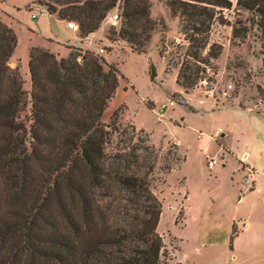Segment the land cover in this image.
<instances>
[{"label":"trees","instance_id":"obj_1","mask_svg":"<svg viewBox=\"0 0 264 264\" xmlns=\"http://www.w3.org/2000/svg\"><path fill=\"white\" fill-rule=\"evenodd\" d=\"M166 1L188 43L176 76L186 92L218 72L222 46L209 39L214 23L226 22L225 9L251 13L249 29L234 26V37L256 28L264 55V0ZM119 3L113 35L143 52L155 23L151 0L36 2L75 21L82 39ZM17 46L16 31L0 20V264H183L158 231L160 148L145 130L122 127L119 108L103 120L123 77L117 65L82 47L59 56L32 46L27 90L20 64L10 65ZM175 156L177 167L186 160ZM175 165H165L167 174ZM235 235L234 225L231 242Z\"/></svg>","mask_w":264,"mask_h":264},{"label":"rangeland","instance_id":"obj_2","mask_svg":"<svg viewBox=\"0 0 264 264\" xmlns=\"http://www.w3.org/2000/svg\"><path fill=\"white\" fill-rule=\"evenodd\" d=\"M35 1L0 0V17L7 16L15 26L18 35L15 58L25 72L32 45H44L46 40L49 47L57 43L60 52H66L68 44L89 47L87 41L81 42L66 28L64 21L50 15ZM151 2L155 23L143 52L113 35L117 28L109 30L106 23L94 35L106 49L101 56L116 64L123 76L103 120L110 123L119 108L122 127L135 125L137 130H145L151 143L160 148L154 192L162 201L164 212L158 231L173 262L264 264L263 257L248 250L251 246L257 249L258 245L252 237L255 241L260 233L256 223L262 222L264 183L260 196L243 193L246 198L240 200L241 193L232 184L238 160L230 157L226 164L227 153L220 152L225 147L239 157L249 153L244 162L249 167L256 164L250 168L258 170L264 180V55L260 52L256 28L250 29L246 37L238 38L234 37L233 28L243 25L248 28L251 13L233 8L223 11L226 22H215L209 39L210 44L222 46L215 61L218 72L209 74L208 80L186 92L176 82L188 48L181 19L171 13L166 0ZM32 11L42 13L33 18ZM151 64L155 67V78L150 74ZM24 78L27 79L24 86L29 90L28 73ZM218 127H222L226 137L214 134ZM175 153L179 157L186 155L187 161L179 170L167 174L165 165H175ZM206 154H219V162L211 170L207 168ZM183 183L184 196L188 192L183 204L186 216L180 209L183 197L176 196ZM236 213L238 229L248 224L249 216L255 234L249 232L231 242V217Z\"/></svg>","mask_w":264,"mask_h":264},{"label":"crops","instance_id":"obj_3","mask_svg":"<svg viewBox=\"0 0 264 264\" xmlns=\"http://www.w3.org/2000/svg\"><path fill=\"white\" fill-rule=\"evenodd\" d=\"M37 1H35V2H33V3H36ZM32 3V4H33ZM27 7H31V4H28V6ZM50 14V13H49ZM50 15H52V14H50ZM52 16H54V17H56V15H52ZM38 18V17H37ZM57 18V17H56ZM58 19V18H57ZM0 20H2V21H4V22H6L8 25H10L15 31H16V29H15V26H14V24L7 18V16H3V17H0ZM58 20H60V21H64L65 22V25H66V28L69 30V31H71L79 40H81V42H83V41H86L85 39H82L81 38V36H80V32L79 31H74V30H72V29H70V28H68V26H67V21H65V20H61V19H58ZM104 23V22H103ZM102 26V25H101ZM101 28V27H100ZM99 28V29H100ZM98 31V30H97ZM96 31V32H97ZM96 32H94L93 34H91V35H89L91 38H93L94 40H96L95 38H94V35H95V33ZM17 33V32H16ZM18 36V35H17ZM100 42H102V40H99ZM57 43H56V45L53 47V46H47V44H46V40H45V43H44V45H32V46H42V47H44V48H48V49H50L51 51H53V52H55L56 54H58L59 56H68L69 54H70V52H71V47H74V46H76V47H82V48H84V49H88L89 47L88 46H84V45H72V44H68V46L69 47H65L66 49H67V51L66 52H60V51H58L59 49H58V47H57ZM31 46V47H32ZM30 47V48H31ZM17 48H18V46H17ZM17 48H16V50H17ZM16 50H15V53L13 54V56L11 57V59H10V65L12 66V67H16L18 64H20V66H21V72H22V74L25 76L27 73H28V75H29V67H28V70H26V72H25V69H24V66L20 63V61L18 60V59H16L15 58V54H16ZM29 51H30V49H29ZM28 62H29V57H28ZM27 66H28V63H27ZM29 77H30V75H29ZM27 80V79H26ZM179 86V85H178ZM182 88V87H181ZM219 129H221V132L219 133V134H217V131L219 130ZM214 134L216 135V136H220V134H222V136H225L226 137V133L222 130V127H218V128H216L215 130H214ZM179 145V151H181L182 152V147H181V144L179 143V142H177ZM206 146H208L207 145V143L205 142L204 143ZM220 149V148H219ZM223 150H225V152L227 153L226 155L224 154V161H226L227 163L226 164H228V159L230 158V157H236V159L238 160V164H236V166H235V172L233 173V178H232V184H234L233 185V187H236V189H238V191H239V193H241V195L239 196V199L240 200H243V199H245L246 197L244 196V195H242L243 193H248V195L249 196H252V195H255V194H258L259 196H260V193H261V190H262V186H263V183H264V180L262 179V178H260V172L258 171V170H255L254 168H255V165L256 164H250V167H254V168H252L254 171H256L255 172V175H254V178H255V182H254V187L252 188V189H250V190H248V191H245L244 190V187L242 186V183L244 182V177H245V169L247 168V167H249L248 165V162H244V161H246L247 159H248V157H249V153H245V154H243V155H241L240 157L235 153V152H232V151H229V150H227V149H225V147L224 148H222V149H220V152H223ZM213 155H219V154H213ZM184 156V155H183ZM185 157H186V160L183 162V163H185L186 161H187V156L185 155ZM206 157H208V154H206ZM207 159V158H206ZM183 163H181L180 164V166L178 167V168H176V169H174L173 171H177V170H179L180 169V167H181V165L183 164ZM207 164V163H206ZM226 164H224V166L226 165ZM215 167V166H214ZM213 167V168H214ZM249 167V168H250ZM208 168V167H207ZM212 168V169H213ZM209 169V168H208ZM211 170V169H210ZM172 171V172H173ZM172 172H170V173H172ZM262 179V180H261ZM178 189H179V191H178V194L176 195L177 197H183L182 198V201H181V208L180 209H182L183 210V212H184V216H186L185 215V210H184V207H183V204L185 203V200H186V198L188 197L187 195H188V192L186 193V195L184 196V193H185V190H184V183L180 186L179 185V187H178ZM264 201V200H263ZM174 208H175V210L178 212V210L176 209L177 207L176 206H174ZM171 209H172V206H171ZM164 212V211H163ZM184 216L182 217V219L184 218ZM236 217H238L237 216V213L236 214H234L232 217H231V223H232V227H231V234H232V229H233V226L235 225V227H236V229H237V235H235V237H234V239H233V241L235 240V239H237V238H241V236H243L244 234H246V233H249V232H251L250 234H252V235H254L255 234V232H252L251 230H252V228L254 227V224H252V222L250 221V219L251 218H249V216H248V219L247 220H249L248 221V224H244L243 225V228H242V230H239L238 229V227H237V225H236V222H235V220L237 219ZM161 220H162V217H161ZM161 222V221H160ZM257 224V229H258V231L260 232L259 233V238L258 237H256V239H255V241H254V236L252 237L253 238V243H257L258 245H257V249L256 248H254V247H252L251 246V248L250 249H248V250H250V251H253V252H256V253H258V255H260L261 257H263L264 258V211L262 212V222L261 223H259V222H257L256 223ZM182 262V261H181Z\"/></svg>","mask_w":264,"mask_h":264},{"label":"built area","instance_id":"obj_4","mask_svg":"<svg viewBox=\"0 0 264 264\" xmlns=\"http://www.w3.org/2000/svg\"><path fill=\"white\" fill-rule=\"evenodd\" d=\"M121 4L119 3L118 6L116 7V9H114L106 18V20L104 21V23H106L108 25L109 28L111 27H116L118 28L120 26V21H121V12H120V7ZM42 12H34L32 11V17L33 18H37ZM67 26L68 28L74 30V31H79V26L75 21H67ZM87 41V44L89 45V50H91L92 52H94L96 55L101 56L104 55V53H106V49L103 46V44H101V42L97 40H94L93 38H91L90 36H87L84 38ZM91 47V48H90ZM164 107V106H163ZM221 132V129H219L217 131V134H219ZM219 162V156L217 155H208L207 157V167L209 169H212L217 163ZM245 177H244V182L242 183V186L244 187L245 191H248L250 189H252L254 187V182H255V171L252 168L247 167L245 169Z\"/></svg>","mask_w":264,"mask_h":264}]
</instances>
